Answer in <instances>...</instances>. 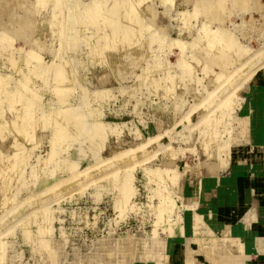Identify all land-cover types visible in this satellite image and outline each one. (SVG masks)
<instances>
[{"label":"rangeland","instance_id":"rangeland-1","mask_svg":"<svg viewBox=\"0 0 264 264\" xmlns=\"http://www.w3.org/2000/svg\"><path fill=\"white\" fill-rule=\"evenodd\" d=\"M93 1L60 0L51 5L50 1L0 0V85H4L0 86V129H4L0 132L25 157L20 159L25 167L16 165L20 170L11 175L13 179L2 176L0 181L2 188H11L0 199V264H148L158 251L150 242L155 237L166 246L173 243L172 252L166 249L164 264H177L169 261L172 253L189 256L182 243L196 248L191 227L195 212L202 215L203 231L206 222L218 231L220 221L213 217L223 212L218 206H229L217 199L220 188L226 186L234 194L240 178L247 188H240L242 192L252 188L258 197L264 192V162L255 160L260 164L254 167L247 163L239 175L234 166L240 165L233 163L235 149L246 160L264 152V134L258 135L264 120V0H143L140 5L135 0ZM117 1L131 5L134 14L118 17ZM103 13L122 22L117 23L120 32L127 25V36L137 33L139 46L131 40L126 46H104V50L103 35L111 37L116 29L112 24L104 28ZM212 49L218 56L213 57ZM231 53L232 64L227 59ZM220 85L223 91H218ZM11 93L18 100L11 99ZM14 101L19 103L17 109ZM218 119L222 140L239 136L245 119L252 121V138L242 136L233 147L232 162L212 174L204 138L205 130ZM2 139L0 150L12 153L16 148ZM0 158L5 173L7 159ZM51 158L59 164L56 167L61 165L56 171L46 166ZM204 183L213 186V192L208 189L196 198L194 185ZM126 185L130 191H124ZM227 216L233 231L240 234L248 215L239 221L230 209ZM128 240L134 249L131 256L124 252ZM218 245L219 254L221 242Z\"/></svg>","mask_w":264,"mask_h":264},{"label":"bare ground","instance_id":"bare-ground-1","mask_svg":"<svg viewBox=\"0 0 264 264\" xmlns=\"http://www.w3.org/2000/svg\"><path fill=\"white\" fill-rule=\"evenodd\" d=\"M38 1H41V2H48L49 3V1L51 2L50 4L52 5V2H54V4L55 5H57L56 3H58V2H60V0H38ZM95 1V0H94ZM93 1V2H94ZM126 1V0H125ZM128 1V0H127ZM134 0H132V2H133ZM245 1V0H244ZM62 2V1H61ZM72 2V1H71ZM135 3H137L138 5H140L142 2H143V0H135L134 1ZM166 2V1H165ZM241 2H243V1H241ZM126 3V2H125ZM125 3H122V1H121V3L119 2V1H117V3L114 5V7H115V9H116V12L118 13V17H122V18H124V17H126V14H128V15H133L134 14V11H133V9H130L129 10V7L131 6V5H129L128 3L127 4H125ZM134 3V4H135ZM93 4V3H92ZM96 4V3H95ZM95 4H94V6H93V10H94V7H95ZM213 3H211V5H212ZM44 5V4H43ZM49 5V4H48ZM97 5V4H96ZM102 5V4H101ZM150 4H148V6H149ZM46 6V5H45ZM62 6V5H61ZM86 6H89L88 4L86 5ZM90 6H92L91 4H90ZM136 6V5H135ZM144 6V5H143ZM148 6H146V7H148ZM97 7H98V5L95 7L96 9H97ZM150 7V6H149ZM152 7V6H151ZM151 7H150V9H151ZM208 7V6H207ZM207 7H206V9H207ZM214 7H215V5H214ZM259 7V6H258ZM64 8V7H63ZM154 8V7H153ZM152 8V9H153ZM209 8V7H208ZM212 9H213V7H211ZM87 9H89V11L91 10V8H87ZM96 9H95V11H96ZM100 9H101V7H100ZM149 9V8H148ZM147 9V10H148ZM155 9V8H154ZM153 9V10H154ZM99 10V9H98ZM104 10V9H103ZM102 10V11H103ZM113 10V9H112ZM146 10V11H147ZM209 10H211L210 8H209ZM88 11V12H89ZM101 11V10H100ZM99 11V12H100ZM216 11V10H215ZM104 12V11H103ZM115 12V11H114ZM150 11H148V13H149ZM213 12V11H212ZM211 12V13H212ZM217 12V11H216ZM91 13V12H90ZM98 13V12H97ZM105 13V12H104ZM103 13V15H105V23H104V21H103V23L105 24V26H104V28H106V26L109 24V25H113V29H116L115 30V33H114V31H113V34H112V36L110 37V35H109V37H107V36H104L103 34V40H102V45H103V48H104V46H106V48L107 49H109L108 47H114V46H116V47H118V48H120V46L121 47H123V46H126V45H128L129 44V42L131 41V40H134V41H136V37L138 36L137 35V33H135V34H130L129 36H127V34H126V31L128 30V29H126L125 28V26L127 27V25H124L122 28H121V31L122 32H120V28L118 29V24L120 23V22H116V21H114V17L113 16H111L112 15V13H111V15L109 14V17L110 18H108V17H106V14H104ZM152 13V12H151ZM154 13V12H153ZM209 13V12H208ZM89 14V13H88ZM213 14V13H212ZM148 15V14H147ZM151 14H149V16H150ZM154 15H155V13H154ZM214 15H215V12H214ZM213 15V17H214V19H215V17L217 16H214ZM97 16V15H96ZM100 16V15H99ZM156 16V15H155ZM113 19H112V18ZM135 17H136V14H135ZM152 17V16H151ZM210 17L212 18V16L210 15ZM73 18V17H72ZM103 18V16L101 17V19H104ZM127 18H128V16H127ZM94 19H95V13H94ZM117 18L115 17V20H116ZM93 20V19H92ZM122 20V19H121ZM135 20V19H134ZM216 20V19H215ZM120 21V20H119ZM124 21V20H123ZM118 23V24H117ZM125 23V22H124ZM136 23L138 24V21H136ZM121 24H122V22H121ZM121 24H119V26L121 25ZM115 25V26H114ZM117 26V27H116ZM100 30V29H99ZM97 34V33H96ZM95 34V35H96ZM106 35V34H105ZM99 37V36H98ZM106 37H107V39H106ZM71 38H72V36H71ZM126 38V39H125ZM101 39H102V37H101ZM104 39H106V40H104ZM224 39H225V37H224ZM226 40H229V38L227 39L226 38ZM75 41V40H74ZM101 41V40H100ZM119 41H123L122 43L120 42V44H119ZM229 41H231V42H233L232 40H229ZM76 42H77V40H76ZM217 42V41H216ZM218 42H219V40H218ZM223 42V41H222ZM225 42H227V41H225ZM230 42V43H231ZM100 43V42H99ZM135 43H138L137 41L135 42ZM214 43H215V41H214ZM220 43H221V41L218 43L219 45H220ZM1 44V43H0ZM217 44V43H216ZM225 45H226V43H224ZM234 45V44H233ZM232 45V47H234ZM137 46H139V43H138V45ZM210 46H211V48H212V43L210 44ZM214 46V45H213ZM236 46V45H235ZM140 47H142V46H140ZM222 46L220 45V47H218V48H221ZM106 48H104V50L106 49ZM214 48V47H213ZM216 48H217V46H216ZM142 49V48H141ZM225 49V47L223 48V50ZM226 49H229V44H228V48H226ZM234 49H236V48H234ZM214 49H212L211 51H213ZM218 51H219V49H218ZM225 51V50H224ZM229 51V50H228ZM220 52V51H219ZM236 52H237V50H236ZM235 52V53H236ZM215 53L216 54H214V51H213V57L214 56H216L217 55V53L218 52H216L215 51ZM221 53V52H220ZM136 54V53H135ZM226 54L228 55V54H230V52L229 53H227V50H226ZM236 54H238V53H236ZM221 55H223L224 56V54H221ZM252 55V54H251ZM257 55V54H256ZM36 56V55H35ZM218 56V55H217ZM237 56V55H236ZM254 56H255V54H254ZM30 57V56H29ZM37 57H39V56H37ZM209 57H211V53H209ZM232 58L233 59V57H232V53H231V56H229V57H227V59H228V61L229 62H231L230 60H232V59H230L229 60V58ZM244 57H245V55H244ZM208 58V57H207ZM217 58V57H216ZM220 58V57H219ZM225 58H226V55H225ZM224 58V59H225ZM35 59V58H34ZM236 59V58H235ZM239 59H240V57H239ZM214 61H215V59H213ZM217 60H218V58H217ZM220 60V59H219ZM223 60V59H222ZM213 61V64L215 63ZM224 61V60H223ZM227 60H226V62H228ZM233 61H234V59H233ZM232 61V62H233ZM238 61H240V60H238ZM238 61H237V63H238ZM243 61V60H242ZM242 61H241V63H242ZM249 59H248V63H249ZM39 62V61H38ZM211 62H212V59H211ZM225 62V63H226ZM232 62L230 63V64H232ZM59 63V62H58ZM218 63V62H217ZM219 63H220V61H219ZM224 63V64H225ZM240 63V62H239ZM238 63V64H239ZM244 63V62H243ZM245 63H246V61H245ZM63 64V63H62ZM62 64H61V66H62ZM247 64V63H246ZM39 65H40V63H39ZM55 65H57L56 63H55ZM59 65H60V63H59ZM219 65V64H218ZM227 65H229L228 63H227ZM240 65V64H239ZM41 66V65H40ZM53 66V65H52ZM244 66V65H243ZM50 67V66H49ZM222 67H223V65H222ZM61 68H64V66L63 67H61ZM61 68H59V69H61ZM59 69H56V71L58 70L59 71ZM43 70V69H42ZM47 69H45V71H46ZM53 70H54V67H53ZM61 70H63L64 71V69H61ZM53 72V71H52ZM65 72V71H64ZM44 73V72H43ZM42 74V73H41ZM54 75H56L57 76V73L55 72V70H54ZM58 75H60L61 77H62V74L61 73H58ZM188 75V74H187ZM232 75V74H231ZM248 75V74H247ZM177 76V75H176ZM224 76V75H223ZM1 77V76H0ZM54 77V76H53ZM61 77H59L58 76V79H60ZM218 77H219V72H218ZM3 78V77H2ZM167 78V77H166ZM220 79H221V77H220ZM0 81H3V80H0ZM46 81V80H45ZM69 81V80H68ZM218 81V80H217ZM234 81V80H233ZM6 82V81H5ZM161 82V81H160ZM174 83V82H173ZM178 83H180V81H178ZM169 84V83H168ZM219 84V83H218ZM222 84H223V82H222ZM227 84H225L224 86H226ZM1 87H3L2 85H0ZM217 86V85H216ZM223 86V85H222ZM57 87H58V85H57ZM218 88H219V86H218ZM9 89V88H8ZM58 89V88H57ZM214 89H215V87H214ZM10 90V89H9ZM56 90V89H55ZM60 90V89H59ZM159 90V89H158ZM217 90V89H216ZM219 90H222L221 89V85H220V89H218V91ZM223 90H224V88H223ZM222 90V91H223ZM1 91V90H0ZM233 91V90H232ZM3 92V91H2ZM2 92H0V93H2ZM212 92H213V89H212ZM212 92H209V94L211 93L212 94ZM9 93V92H8ZM214 94V93H213ZM227 94V93H226ZM231 94H233V93H231ZM1 95V94H0ZM10 95V94H9ZM20 95H21V93H20ZM20 95H18L17 94V96L19 97V98H21L20 97ZM216 95H217V93H216ZM1 96H3V95H1ZM12 96H14L12 93H11V99H13V100H18V99H16V98H12ZM35 96V95H34ZM230 97H232V95L230 96ZM216 98V97H215ZM222 98H224V97H221V100H222ZM10 99V101H12ZM232 99H233V97H232ZM238 99V98H237ZM20 100V99H19ZM224 100V99H223ZM222 100V101H223ZM227 100L229 101V99L227 98L226 99V102H227ZM241 100V99H240ZM2 101V100H1ZM87 101V100H86ZM211 101V100H210ZM217 101V100H216ZM222 101H221V103H222ZM236 101V100H235ZM201 102V101H200ZM203 102V101H202ZM3 103V102H2ZM12 103H13V101H12ZM206 103V102H205ZM219 103V102H218ZM19 104V103H18ZM18 104H17V101H14V108L13 109H17V107H18ZM231 104V103H230ZM202 105V104H201ZM224 106H226V105H224ZM223 106V107H224ZM3 107V106H2ZM11 107H12V104H11ZM190 108H193V111H194V106L192 107V106H189ZM200 107V106H199ZM216 107V106H215ZM201 108V107H200ZM203 108V107H202ZM209 108V107H208ZM217 108V107H216ZM234 108V107H233ZM2 109H4V108H2ZM1 109V110H2ZM195 109H196V107H195ZM212 109H213V107H212ZM211 109V110H212ZM220 109L222 110V107H220ZM225 110H226V108H224ZM189 110V109H188ZM187 110V111H188ZM201 110V109H200ZM216 110V109H215ZM224 110V111H225ZM228 110V109H227ZM5 111V110H4ZM14 111V110H13ZM76 111V110H75ZM7 112V111H6ZM222 112H223V110H222ZM186 113V112H185ZM207 113H209V112H207ZM224 113V112H223ZM2 114H4L3 112H2ZM187 114H188V112H187ZM191 113H189V115H190ZM213 114H214V112H213ZM220 114V113H219ZM218 114V115H219ZM225 114V113H224ZM77 115V114H76ZM209 115V114H208ZM226 115V114H225ZM5 116V115H4ZM20 116V114L18 115V116H16V118H18ZM184 116V115H183ZM205 116V115H204ZM228 116V115H227ZM226 116V117H227ZM230 116V115H229ZM25 117V116H24ZM70 116H68L67 118H69ZM79 117H80V115H79ZM82 117H83V115H82ZM186 117V116H185ZM187 117H189V116H187ZM203 117V116H202ZM225 117V120H227L228 121V118H226ZM20 118V117H19ZM0 119H1V117H0ZM65 119V118H64ZM63 119V120H64ZM73 119H75L74 117H73ZM201 119V118H200ZM2 120V119H1ZM15 120V119H14ZM18 120V119H17ZM26 120H27V117H26ZM62 120V121H63ZM79 120V119H78ZM209 120V119H208ZM5 121V120H4ZM25 121V120H24ZM61 121V122H62ZM65 122H62L63 124H65L66 123V120H64ZM69 121V120H68ZM77 121V120H76ZM188 121V120H187ZM198 121H200V120H198ZM198 121H197V123H198ZM215 121V120H214ZM226 121V123H228ZM8 123H10L9 121H7ZM21 122V123H20ZM20 122H18V124H21L22 125V120H20ZM216 122V121H215ZM217 122H219V119H218V121ZM212 123V124H210L209 126H208V128H207V130H205L206 131V133H205V138H204V141H206V145H209L208 147V149L210 150L209 151V157H210V159H211V162H210V164L208 165V168H209V170H210V172L212 173V174H216L219 170H221V169H224V168H226L230 163H231V156H232V151H233V147H235L234 146V144H233V134H232V137H229V139H226V140H222L221 138L222 137H220V135L218 134L219 132V129H218V131H217V128H218V126L220 125V123L221 122H219V123ZM5 123V122H4ZM11 123H12V120H11ZM15 123H16V121H15ZM25 124H23V127L24 128H26V129H24V132L25 133H27L28 132V127L26 126V122H24ZM59 123V122H58ZM73 123V122H72ZM81 123V122H80ZM188 123V122H187ZM7 124V123H6ZM13 124V123H12ZM11 124V127L12 126H14L15 127V125H12ZM17 124V125H18ZM31 124V123H30ZM46 124H47V122H46ZM69 124H70V122H69ZM74 124V123H73ZM81 124H83V123H81ZM81 124H78V125H80L81 126ZM199 124V123H198ZM202 124V123H201ZM8 125V124H7ZM32 125V124H31ZM66 125L68 126V124L66 123ZM195 125V124H194ZM193 125V126H194ZM221 125H222V123H221ZM225 125V124H224ZM227 125V124H226ZM1 126H2V124H1ZM6 126V125H5ZM9 126H10V124H9ZM26 126V127H25ZM73 127V125H70V127ZM84 126V125H83ZM4 127V126H3ZM59 127V126H58ZM71 127V128H72ZM74 127H76V125H74ZM190 127V126H189ZM204 127V126H203ZM8 129L10 128V127H7ZM13 128V127H12ZM54 128H55V126H54ZM78 128V127H77ZM81 128V127H80ZM15 129H17L16 127H15ZM15 129H13V131L15 130ZM58 129V128H57ZM60 129V128H59ZM58 129V130H59ZM66 129V128H65ZM73 129V128H72ZM71 129V130H72ZM0 130H4V129H0ZM81 130V129H80ZM12 131V130H11ZM57 131V130H56ZM55 131V132H56ZM61 131H62V129H61ZM64 131V130H63ZM203 131V130H202ZM230 131V130H229ZM54 132V133H55ZM69 132V131H68ZM74 131H72V133H73ZM80 132V131H79ZM1 133V132H0ZM2 133H3V135L2 136H0L1 138L3 137V139H2V141H8L9 143V148L11 147H13V148H16L12 153H10V154H7V153H4V152H2V150H0V156H4V157H6V159L7 160H5V162H3L4 164H3V166H4V170L6 171L5 173L4 172H1V170H0V181H1V179H2V176H4L5 178H7V176H9L7 179H8V181H9V179H11L12 178V176L13 175H15V172L17 171V170H20L19 169V167L22 165H24V167H25V160L24 161H22V162H20V159H22V157L24 156V154H22V151H21V153L19 152L21 149H19L18 151H17V145H16V147H14L13 146V142H10V140H9V138L7 137V136H5L4 135V132L2 131ZM1 133V134H2ZM17 133V132H16ZM57 133H58V131H57ZM67 133V132H66ZM76 133V132H75ZM74 133V134H75ZM0 134V135H1ZM30 133H28V135H29ZM77 134V133H76ZM218 134V135H217ZM229 134V133H228ZM17 135H18V133H17ZM16 135V136H17ZM26 135V134H25ZM63 135H64V133H63ZM20 136H23V134H21ZM58 136V135H57ZM187 136V135H186ZM60 137H61V134H60ZM59 137V138H60ZM63 137V136H62ZM201 137H203V136H201ZM59 138H56V139H59ZM73 138V137H72ZM25 139H26V137H25ZM56 139H55V142H56ZM61 139H64V138H61ZM27 140H28V138H27ZM53 140V139H52ZM187 140H189V139H187ZM192 140V139H191ZM54 142V143H55ZM184 142V141H183ZM190 142V141H189ZM19 143H20V141H19ZM19 143H18V145H19ZM51 143V142H50ZM195 143V142H194ZM53 144V143H52ZM57 144V143H56ZM205 144V143H204ZM21 145V144H20ZM61 145V144H60ZM202 145H203V143H202ZM53 146V145H52ZM51 146V147H52ZM56 147H57V151H58V148L60 147L59 146V144H58V146L56 145ZM61 148V147H60ZM59 148V149H60ZM215 148H217V149H215ZM23 149H25V147H23ZM53 149H56L55 148V146L53 147ZM165 149V148H164ZM125 150V149H124ZM27 153H26V155L28 156V151H26ZM61 152H63L62 151V149H61ZM204 152V151H203ZM21 154L20 156H21V158H18L17 159V161H16V158L19 156L18 154ZM55 153V152H54ZM118 153V152H117ZM57 154V153H56ZM23 155V156H22ZM25 155V156H26ZM55 155V154H54ZM122 155H123V153H122ZM173 155V154H172ZM26 156V157H27ZM120 157H121V153H120V155H119ZM170 156V155H169ZM169 156H168V159H169ZM49 157V156H48ZM52 157V156H51ZM118 157V156H117ZM123 157V156H122ZM172 157V156H171ZM170 157V159H172ZM176 156L174 155V158H175ZM24 159H25V157H23ZM28 158V157H27ZM55 158V157H54ZM54 158H53V160H54ZM125 158V157H124ZM1 159V158H0ZM121 160H122V158H120ZM127 158H125V160H126ZM168 159H167V162H168ZM3 161H4V159H2ZM50 159H48V161H49ZM51 160H52V158H51ZM53 160L52 161H49V163L47 162L46 163V166L47 167H52V170L55 168V171L56 170H58L60 167H61V165L59 166V168L58 167H56V164H57V166L59 165L56 161H54L55 163H53ZM120 160V161H121ZM124 160V159H123ZM133 160V159H132ZM132 160L130 161V165H131V162H132ZM140 160V159H139ZM27 161H28V159H27ZM26 161V162H27ZM8 162H10V164L8 163ZM50 162H52L51 164H50ZM65 162V161H64ZM111 162H112V160H111ZM119 162V161H118ZM68 163H69V161H68ZM73 163H75V162H73ZM172 163V162H171ZM6 164V165H5ZM44 164V163H43ZM61 164V163H60ZM168 165H171V164H169V163H167ZM173 164V163H172ZM19 166L18 168L17 167H15V166ZM64 165V164H63ZM71 165H72V161H71ZM70 165V166H71ZM120 165V164H119ZM126 165H128V163L126 162ZM126 165L125 166H123L124 168L126 167ZM2 166V165H1ZM65 166H66V164H65ZM70 166H69V168H70ZM75 165H72V167H74ZM115 166V165H114ZM118 166V165H117ZM129 166V165H128ZM165 166V165H164ZM10 167V168H9ZM47 167H43L44 169H47ZM62 168H63V166H62ZM67 168H68V166H67ZM121 168V167H120ZM132 168V167H131ZM134 168V167H133ZM169 169H170V167H168ZM49 169V168H48ZM119 169V168H118ZM166 169H167V167H166ZM16 170V171H15ZM70 170V169H69ZM122 170V169H121ZM157 170V169H156ZM22 172L24 171L25 172V170L24 169H22L21 170ZM44 171V170H43ZM47 171V170H46ZM54 171V172H55ZM170 171H172V170H168V172L170 173ZM176 171V170H175ZM174 171V172H175ZM163 172V171H162ZM167 172V171H166ZM59 173V172H58ZM172 173H173V171H172ZM177 173L178 172H176V176H177ZM10 174V175H9ZM18 174H20L19 172H17V175ZM34 174H35V172H34ZM12 175V176H11ZM21 175V174H20ZM52 175H53V173H52ZM112 175V174H111ZM169 175H171V173L169 174ZM19 176V175H18ZM102 178V177H101ZM4 179V178H3ZM6 179V180H7ZM13 179V178H12ZM99 179V178H98ZM124 179V178H123ZM163 179V178H162ZM126 180V179H125ZM131 180V179H130ZM173 180V179H172ZM124 181V180H123ZM4 181L2 180V183H3ZM122 182V181H121ZM175 182V181H174ZM180 182V175L179 176H177V178H176V183L175 184H177V183H179ZM7 183V182H6ZM5 183V184H6ZM59 183V182H58ZM57 183V184H58ZM128 183H129V181H128ZM208 183V182H207ZM207 183H204L203 185H202V187H200L198 184H195L194 185V189H193V194H194V196H196V198H199L198 196H201L202 195V193H203V191H204V189H205V187L208 185ZM56 184V185H57ZM125 184H126V182H125ZM59 185V184H58ZM129 185V184H128ZM128 185H126V187L125 186H123V188H124V191H130V190H128V188H130ZM131 185H132V182H131ZM5 186H7V185H5ZM127 186H128V188H127ZM9 187H11L10 185H9ZM56 187V186H55ZM59 187H60V185H59ZM174 187V186H173ZM14 188V187H13ZM175 188V187H174ZM11 189V188H10ZM10 189H8V187H5V188H2L1 187V183H0V194H1V196H0V199H2L3 197H2V195H4V194H6V193H8V190H10ZM46 190V189H45ZM166 190V189H165ZM176 190V189H175ZM43 192V191H42ZM169 193V192H168ZM173 193V192H172ZM176 194H180V193H178V191H176L175 192ZM125 194V193H124ZM6 195H8V194H6ZM6 195L4 196V198L6 197ZM165 196H167L166 194H165ZM164 197V196H163ZM8 198V197H7ZM169 198V197H168ZM126 199V198H125ZM4 200V199H3ZM7 200V199H6ZM199 201V200H198ZM169 202V201H168ZM167 202V203H168ZM122 203V202H121ZM127 203V202H126ZM194 203V202H193ZM124 204H125V202H124ZM173 204V203H172ZM170 205V206H172L173 207V205ZM192 204V203H191ZM193 205V204H192ZM175 206V205H174ZM123 207H124V205H123ZM167 207H168V205H167ZM186 207V206H185ZM188 207H189V205H188ZM121 208H122V206H121ZM177 208L176 207H174V210H176ZM192 209H193V207H192ZM162 210V209H161ZM168 210V209H167ZM178 210V209H177ZM176 210V211H177ZM196 210V209H195ZM169 211H171V208H170V210ZM174 213V212H173ZM175 213H177V212H175ZM171 215V214H170ZM177 215V214H176ZM178 216V215H177ZM176 216V217H177ZM52 217V216H51ZM175 217V218H176ZM179 217V216H178ZM202 215H196V217H195V219L193 220V241L196 243V248L195 249H193V248H191L190 246L188 247V250H189V252H188V254H189V256H188V259L186 260V262H187V264H198L197 263V261H195V255L196 254H201L202 256L203 255H205L206 256V258H207V260H208V262H210V264H219V262H218V259H216V254H217V252L215 251L216 249V247H217V245L219 244L218 242L220 241V236L222 235V234H224V235H226V232L223 230V228L221 229L222 231H224V232H222V234H219L218 232L219 231H216L217 229L214 227V226H211L209 223H207L206 222V228H205V230L203 231L202 230V228H201V221H202ZM178 221H179V223H182L180 220H182V218L181 217H179V219H177ZM177 221V222H178ZM44 223H45V221H43ZM177 222H175V223H177ZM174 223V224H175ZM46 224H48V223H45V225ZM44 226V225H43ZM183 226V225H182ZM47 227H49V226H47ZM181 228V230L183 229L182 227H180ZM172 229H173V227H172ZM172 231V230H171ZM170 231V232H171ZM172 233V232H171ZM170 233V234H171ZM182 233H183V231H182ZM181 236V235H180ZM171 237H174L175 238V235H173L172 234V236ZM182 237H185L184 235L182 236ZM178 239H180V238H178ZM226 239L229 241L230 239L228 238V237H226ZM177 240V239H176ZM207 240H210V242H208ZM128 243H126L127 244V246H125V248H124V252L126 253V254H128V256L130 255L131 256V254H132V251H134V249H133V247L129 244L130 242H129V240L127 241ZM150 242H153V244H154V246L158 249V251H157V253L156 254H153V260L152 261H150V263H148V264H164V258L166 257V249L167 250H171V252H172V249H173V243H172V245L169 243L167 246L160 240V239H157V237H155V238H152V240L150 241ZM43 243V242H42ZM152 244V243H151ZM46 245V244H45ZM219 246V245H218ZM46 247V246H45ZM49 247V246H48ZM198 247V248H197ZM43 248V247H42ZM170 252V253H171ZM1 254H3V253H1ZM172 255H173V253H172ZM111 256V255H110ZM49 257V256H48ZM171 258H172V256H171ZM203 260V259H202ZM52 261V260H51ZM157 261V262H156ZM154 262V263H153ZM156 262V263H155ZM131 264H135V263H131ZM205 264V263H204Z\"/></svg>","mask_w":264,"mask_h":264},{"label":"crops","instance_id":"crops-1","mask_svg":"<svg viewBox=\"0 0 264 264\" xmlns=\"http://www.w3.org/2000/svg\"><path fill=\"white\" fill-rule=\"evenodd\" d=\"M263 118L261 119L260 125H258V135H263L264 134V120ZM251 120L250 119H245L242 121L241 128L239 130L240 134L239 136L233 137V144H238L240 141V138L242 136L252 138L251 137ZM235 155L237 157L234 159L233 163H236L237 165L240 166H234L236 168V173L239 175V170L242 169V166H245L247 163V166H256L260 162H256L255 160H261V163L264 162V152L258 153L255 155L254 160H246L241 153L239 152L240 150L235 149ZM232 162V160H231ZM263 165V164H262ZM250 166V167H251ZM239 177V176H238ZM237 178V177H236ZM235 178V179H236ZM238 188L234 192V194L230 193V190L224 186L220 191H218V196L217 199H221L222 202L226 201L229 203V206H218L219 208H223V212L219 213L220 215H214L213 219L220 221L219 225V232H226L228 233V236L223 234L220 236V241L221 242V247L222 251L220 253L216 254V259H218L219 264H240L239 262H244L247 261L250 264H264V192L260 194V197L256 196V192L254 189H248V191H241L240 188H246V186L243 184L242 180L240 181V178H238ZM213 186L209 187L208 185L205 187L204 192H206L208 189L213 192L212 190ZM202 193V195H203ZM225 198V200H224ZM232 198L231 200H229ZM229 200V201H228ZM221 204V203H220ZM235 205V206H231ZM219 209V210H221ZM232 209L233 214L235 216H238V220L240 221L239 217L240 216H246L248 215V219H246L247 224H242V231L239 234L238 232H234L232 229V219L227 216L226 214L229 212V210ZM201 215L200 212H195L196 215ZM222 216V217H221ZM195 219L193 216L192 221ZM226 221V222H225ZM218 223V222H217ZM211 226L212 223L209 222ZM192 227V232H193V225ZM223 228L224 231L221 229ZM243 234V235H242ZM223 236V238H222ZM228 237L230 240L228 241L226 239ZM210 242V240H207ZM196 244V243H195ZM189 245L186 243H182L181 248L185 252L184 248H187L186 251L189 252L188 250ZM198 248V247H197ZM247 251V253H245ZM170 262H177V264H187L186 260L187 258H182L180 256L174 257L172 255V258L170 256L169 258ZM203 259V260H202ZM168 261V260H166ZM195 261H197L198 264H210L208 262L207 258L205 255L201 254H196L195 255Z\"/></svg>","mask_w":264,"mask_h":264}]
</instances>
